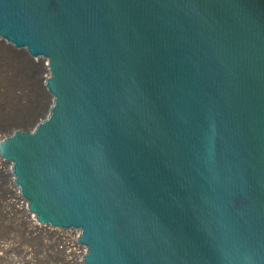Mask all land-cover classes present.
I'll list each match as a JSON object with an SVG mask.
<instances>
[{
	"label": "water",
	"instance_id": "water-1",
	"mask_svg": "<svg viewBox=\"0 0 264 264\" xmlns=\"http://www.w3.org/2000/svg\"><path fill=\"white\" fill-rule=\"evenodd\" d=\"M45 114L0 139L83 264H264V0H0Z\"/></svg>",
	"mask_w": 264,
	"mask_h": 264
},
{
	"label": "rangeland",
	"instance_id": "rangeland-1",
	"mask_svg": "<svg viewBox=\"0 0 264 264\" xmlns=\"http://www.w3.org/2000/svg\"><path fill=\"white\" fill-rule=\"evenodd\" d=\"M31 59L0 39V139L16 127L30 129L50 103L41 83L48 75L43 68L34 70ZM5 172L0 170V264H72L61 234L31 233L10 203L14 198L24 200ZM59 242L61 250L56 247Z\"/></svg>",
	"mask_w": 264,
	"mask_h": 264
},
{
	"label": "bare ground",
	"instance_id": "bare-ground-1",
	"mask_svg": "<svg viewBox=\"0 0 264 264\" xmlns=\"http://www.w3.org/2000/svg\"><path fill=\"white\" fill-rule=\"evenodd\" d=\"M2 40V39H1ZM4 41V40H3ZM6 42V41H4ZM7 43V42H6ZM8 44V43H7ZM9 46H11L10 44H8ZM12 47V46H11ZM23 50V49H21ZM24 51V50H23ZM32 68L34 70H39L41 68L45 69L46 73H48L47 71V64H46V60L45 59H36V58H32ZM45 75L42 76L41 78V83L44 85V81H45ZM0 170L5 172L6 174L10 172V162H4L1 158H0ZM14 192V191H13ZM16 197V196H15ZM19 198V197H18ZM22 201V200H21ZM19 201L18 199L14 198V200H12L10 203L11 205L15 208V210L21 214V217L23 218V221L28 223V227H30V231L31 233L35 232V233H41V232H53L57 234H61L62 240L64 241V245L63 249L67 250L65 253L67 254V258L69 256V262L72 264H83L82 260H81V256L85 251V248L83 246L78 245L77 241H76V237L78 234V231L76 230H59L57 228L54 227H50L48 225H44V224H40L36 219H35V215L26 213L27 212V206H26V201ZM46 234V233H45ZM50 236V235H49ZM54 238V237H53ZM60 244H58L56 247L58 249L61 250V242H59ZM68 261V260H67Z\"/></svg>",
	"mask_w": 264,
	"mask_h": 264
}]
</instances>
